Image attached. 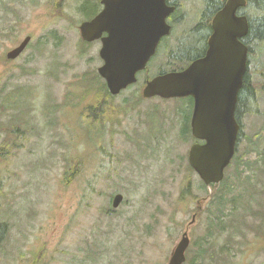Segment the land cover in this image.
<instances>
[{"label": "rangeland", "instance_id": "obj_1", "mask_svg": "<svg viewBox=\"0 0 264 264\" xmlns=\"http://www.w3.org/2000/svg\"><path fill=\"white\" fill-rule=\"evenodd\" d=\"M84 3L0 0V22L15 26L19 37L9 40L13 29L0 35V94L27 88L20 109L27 123L16 138L17 145L24 146L13 149L0 165V217L11 227L0 264H168L186 230L191 247L185 264L196 263L199 243L206 239L214 252L206 253L203 264H264V137L256 136L260 112L247 118V140L226 171L228 182L222 188L227 209L221 230L211 214L216 208L213 189L188 169L194 139L191 134L185 141L182 128L191 116L190 99L154 97L137 103L145 84L141 73L135 84L115 96L114 104L127 109L109 120L104 135L85 126L81 107L63 105L77 101L84 89L74 83L88 70L98 73L103 63L100 41L82 51ZM91 3L102 7L100 0ZM182 4L187 20L162 39L148 63L150 78L159 74L168 53L178 48L205 8V0H189L187 9ZM250 13L257 17L253 7ZM26 35H32L27 49L7 59V52ZM38 39L46 43L42 52L35 49ZM188 41L185 45L190 46L194 38ZM260 43L263 54L264 41ZM260 67L264 71V54ZM258 74L264 80V72ZM258 93L264 109V86ZM10 119L5 114L2 121ZM70 157L81 161V169L71 183H62ZM117 193L124 199L113 208ZM223 249L226 258L216 263L213 253Z\"/></svg>", "mask_w": 264, "mask_h": 264}, {"label": "water", "instance_id": "obj_2", "mask_svg": "<svg viewBox=\"0 0 264 264\" xmlns=\"http://www.w3.org/2000/svg\"><path fill=\"white\" fill-rule=\"evenodd\" d=\"M101 4L103 8L93 18L80 23L79 31L86 42L101 41L103 63L98 73L115 96L135 84L138 73L147 69L160 40L171 33L167 18L176 7L167 0H101ZM246 4L247 0H227L213 19L214 33L206 54L182 70L148 79L141 92L146 99H197L191 131L193 137L205 142L190 147L188 162L207 185L223 181L235 152L239 129L234 110L248 55L246 45L238 39L247 33L248 20L236 12ZM31 41L32 35H26L7 52V59L18 58ZM123 199L122 193L115 194L113 208ZM195 220L196 214L191 223ZM190 244L185 231L168 264H184Z\"/></svg>", "mask_w": 264, "mask_h": 264}, {"label": "trees", "instance_id": "obj_3", "mask_svg": "<svg viewBox=\"0 0 264 264\" xmlns=\"http://www.w3.org/2000/svg\"><path fill=\"white\" fill-rule=\"evenodd\" d=\"M92 1V0H91ZM90 0H85V3L82 5V12L84 13L87 19L93 18L98 13V4L95 3L93 5ZM183 1V0H182ZM225 0H205L206 6L203 13V17L208 15L209 10L213 7V10H218L225 2ZM57 6L61 5V2H56ZM183 4L181 3L178 5V13L180 11ZM253 7L254 10L257 11V17L254 18L251 13L249 14L252 26L251 31L254 35L262 38L264 40V0H249V9ZM93 11H91V9ZM91 12V13H90ZM8 21L0 22V35L6 32L7 30H12L11 34L9 35V40L15 41L18 39V35L15 33L16 27L7 24ZM53 33V32H52ZM191 34V30H189ZM5 35V34H4ZM54 36H57L56 33H53ZM186 41L180 38L178 43V49H173L168 53V61L165 66H162L161 71L159 73L172 71V70H180L186 63L188 59L192 56H195L190 52L187 45H185ZM45 41L42 39H38L35 45V49L38 52H42L43 47L45 45ZM91 43L81 41L82 51L86 50V47L89 46ZM30 45V44H29ZM191 51H193L191 49ZM197 55V52H196ZM5 62L8 60L5 59ZM150 78V77H149ZM74 84L78 85L79 87L83 88V94L77 99L75 103H66L63 105H74L76 107H81V116L80 119L83 120L85 126L91 131L93 129H101L102 134H105V128L109 120L113 119V116L116 114L121 113L123 110L127 108L120 105L117 106L114 104L115 96L111 95L108 91L106 83L101 81V77L97 73L96 69L86 71L83 76L76 81ZM26 87H14L9 92L5 93L3 96L0 94V165L4 162H7L10 159V156L13 155V149L21 148L23 145H17L16 138L23 130L24 125L27 123V120L20 116V109L23 107L24 103L26 102L25 90ZM6 90L4 88L1 92L3 93ZM252 91L248 87L246 88L245 96H251ZM143 99L142 96H138L137 103H139ZM189 99V98H184ZM11 110H16V112H10ZM5 114H9L11 119L9 122H3L2 118ZM93 132V131H92ZM2 134V135H1ZM182 135L185 138V141H188L191 137V126H190V119L186 118L185 123L182 128ZM9 157V158H8ZM67 163L64 170V175L62 179V183L73 181L76 175L80 172L81 169V161L78 158L70 157L66 159ZM188 169L190 171H194L192 167L188 163ZM4 182V179L0 180ZM228 179L224 180L220 185L212 184L211 188L213 189L212 200L215 203V209L211 210V214L214 216L216 220V224L220 227L221 230H224V226H222V221L226 216V199L224 198L226 187L223 189L222 186H226ZM218 189V190H217ZM1 190V188H0ZM108 212L112 209H107ZM220 223V225H219ZM10 222L8 220L2 219L0 217V251L3 249L4 244L8 241L10 236ZM209 237L215 235L214 231L209 232ZM208 237V238H209ZM209 239H206L205 242L199 243V246L207 245L209 243ZM206 252L205 250L200 249L199 252L196 254V257L193 260H196L195 264H203L204 263V255ZM200 259V260H199Z\"/></svg>", "mask_w": 264, "mask_h": 264}, {"label": "flooded vegetation", "instance_id": "obj_4", "mask_svg": "<svg viewBox=\"0 0 264 264\" xmlns=\"http://www.w3.org/2000/svg\"><path fill=\"white\" fill-rule=\"evenodd\" d=\"M188 1L189 0H183V1L182 0H167V3L171 6L176 7V9L167 18V22L172 26V31H171V34L169 36H165L166 38L171 37L173 30L175 28V25L178 26V22L184 23L187 20L186 16L184 14H182V12L179 13L180 15H178V5L185 2L186 9H187L188 8V6H187ZM226 1L227 0H225L224 2L226 3ZM224 4L220 8H218V10H216V11H215V9L213 10V7H212L209 10L208 15H206L204 17H203V13H204L205 8H203L199 14L197 22L189 29V30H191V34L189 33V30L187 31V33H185V34L183 33L184 35L182 36V40L184 39L186 41V43L189 42L188 37L191 36L194 38V41L192 42V44L190 46H188V48H189L190 52H192L191 49L194 50L195 56H192L191 58H189L186 65H184L180 70L186 68L187 66L190 65V63L192 61H194L198 58H201L206 54V51L208 49L209 39L214 33L213 19H214L215 15L223 8ZM205 6H206V3H205ZM102 7H103V5H102ZM102 7H101V9H102ZM186 9H185V14H186ZM248 9H249V0H247L246 6L240 7L236 12V15L238 17L246 16L247 20H248V31H247V33L244 36L238 38L240 42H242L244 45H246L247 50H248V55H247L246 71H245V74L242 78V84L238 90L237 100H236V105H235V110H234V117H235V120L237 122L238 129H239L238 135H237V140H236V145H235V152H234L233 158L231 159L230 164L225 169L224 180L228 179V177H226V171L232 165V163L237 159V157H238L237 152H238L240 145L244 141L247 140L246 139V120L248 117H251V113L260 112V115L257 118L259 120V124L257 126V129L259 132L256 133V136L264 137V109L261 108L260 95L258 93L259 87L264 86V80H260V75L258 74V72H264L261 69V67L258 69L259 58L261 57V55L264 54V53L263 54L261 53V47H259V46H261L262 44L260 43V45H259V41L262 42L264 40L262 38L256 36V35H254V33H252V31H251L252 21H251V18L249 16L250 10L248 11ZM165 37H163V38H165ZM162 39L160 40V43L158 45L157 52H159V48H161L160 44H161ZM157 52H156V54H157ZM196 52H197V55H196ZM147 70H148V68L146 70H143V71L138 73V75H137L138 80L141 76L140 74L143 73L144 78H145V82H147V80L149 79V75L147 74ZM174 71H179V70H174ZM163 73H165V72H163ZM159 74H162V73H159ZM248 87L252 91L251 96H245L246 88H248ZM189 99L191 102V116H190V121H191V118L195 112L197 99L194 96L189 97ZM193 139H194V141H193L192 145L194 143H204L205 142L204 140H200V139H197L195 137H193ZM192 225L193 224H191L190 226H192ZM190 247H191V245L189 246V248L187 249V252H186L187 258H188V251H189ZM211 248H212L211 246L202 245V246H199L198 250H200V249L205 250L206 252H203V253H205L204 257H206V253L209 252L210 253L209 255H211L212 252H214V250L212 252H210ZM226 252L227 251L225 249H223L221 252L213 253V255L216 256V263L217 262L219 263L226 258V256H225V258L223 257V254ZM228 252H230V251H228ZM216 254H219V256H217ZM214 263L215 262H213L212 264H214ZM221 264H227L226 260H224ZM229 264H232V263L229 262Z\"/></svg>", "mask_w": 264, "mask_h": 264}, {"label": "bare ground", "instance_id": "obj_5", "mask_svg": "<svg viewBox=\"0 0 264 264\" xmlns=\"http://www.w3.org/2000/svg\"><path fill=\"white\" fill-rule=\"evenodd\" d=\"M263 38V37H262Z\"/></svg>", "mask_w": 264, "mask_h": 264}]
</instances>
